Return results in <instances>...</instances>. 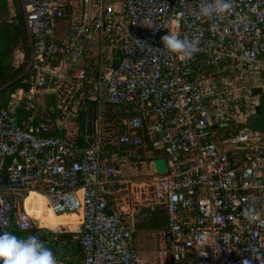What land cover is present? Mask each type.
Instances as JSON below:
<instances>
[{"label": "built area", "instance_id": "obj_1", "mask_svg": "<svg viewBox=\"0 0 264 264\" xmlns=\"http://www.w3.org/2000/svg\"><path fill=\"white\" fill-rule=\"evenodd\" d=\"M21 3L32 51L24 86L0 91V228H35V193L55 215L79 214L84 264H261L264 134L248 122L264 95V0H231L212 17L200 0ZM167 32L198 37L194 56L166 50ZM59 125L65 134L51 135ZM154 150L167 173L155 172ZM147 166L149 204L168 217L153 261L137 245L135 212L110 200L145 189L135 174Z\"/></svg>", "mask_w": 264, "mask_h": 264}, {"label": "trees", "instance_id": "obj_2", "mask_svg": "<svg viewBox=\"0 0 264 264\" xmlns=\"http://www.w3.org/2000/svg\"><path fill=\"white\" fill-rule=\"evenodd\" d=\"M6 1L7 0H0V10L2 8L6 9ZM20 1L21 0L18 2V8L16 9L14 18L4 20L2 19L3 16L0 15V89L3 98H5L9 92L24 86L22 85L25 78L24 73L31 58V39L26 28L25 15ZM16 2L17 0H15V3ZM17 51L23 52L24 55L23 61L18 65L14 62V55ZM24 120L25 118L21 117V122ZM51 135L58 136L59 134L53 131ZM78 142L83 145L86 143L80 139ZM150 155L154 160L165 157L164 152L160 150H154ZM30 212L34 219H41L42 224L43 218L49 219L51 215L49 212H43L42 216L39 206L30 209ZM79 219V216L68 218L67 222L62 224L60 219L53 218V223L57 230L58 226L62 224V231H73L72 228L73 226L75 229L77 228ZM135 220H137L135 227L136 233L138 231L159 233L166 228L168 217L165 209L147 208L140 210L137 215L135 214ZM58 240L62 243L72 245V256L80 257L79 260H81V262L83 261L82 263L84 264V253L79 240L77 243L74 241L73 234L62 233L58 235Z\"/></svg>", "mask_w": 264, "mask_h": 264}, {"label": "clouds", "instance_id": "obj_3", "mask_svg": "<svg viewBox=\"0 0 264 264\" xmlns=\"http://www.w3.org/2000/svg\"><path fill=\"white\" fill-rule=\"evenodd\" d=\"M231 7V0H200L199 14L204 17L220 16L229 12ZM161 42L166 50L191 59L197 51L199 38L181 39L175 32H167L161 37ZM242 215L249 222L257 219L256 209L251 205L244 208ZM0 264H57V259L39 236L21 238L0 228ZM244 264L250 262L245 260ZM261 264H264V259H261Z\"/></svg>", "mask_w": 264, "mask_h": 264}, {"label": "rangeland", "instance_id": "obj_4", "mask_svg": "<svg viewBox=\"0 0 264 264\" xmlns=\"http://www.w3.org/2000/svg\"><path fill=\"white\" fill-rule=\"evenodd\" d=\"M12 5L9 6L11 9V11L9 10V14L5 12V14L3 15L4 17H2V19H12L14 18L15 14H16V9L18 8V2L19 0H17V2L15 3V0H12ZM21 2V1H20ZM22 4V3H21ZM24 59V55L23 52L17 51L14 55V62L16 65L20 64ZM250 79L251 82H253L254 80H256L257 78V74H250ZM1 91V89H0ZM23 118V115H20ZM60 135H62V132L59 131ZM78 139V137H77ZM142 170L140 169V172L138 174H135V178L137 179L138 183L137 185H142L143 183H146L147 185L145 186V189H141L139 186H129L128 189L126 191H122L119 193H116L115 196H112L110 198L111 200V205L113 207V209L115 211H122V210H128L130 212H135V214L137 215L138 212H140V210L142 209H147V208H160L164 210L163 206L160 205H150V200L147 199V186L151 183L152 180L148 179L147 173L149 172V166H147L146 169H144L142 172ZM142 174V175H141ZM143 178L145 180H143ZM140 183V184H139ZM142 191V193H141ZM139 195V196H138ZM138 197V198H137ZM50 215V214H48ZM53 216L50 215L49 219L47 218H43V225L47 226L53 230H57L55 224L53 223ZM36 219V218H35ZM80 221V219H79ZM79 221L77 223V225L79 226ZM137 222V220H136ZM75 229L74 226L72 228L73 231H62V224H60L58 226V230L59 232L54 233V235L57 234L60 235L62 233H68V234H73V239L74 241L77 243L79 238H80V227ZM14 229V228H11ZM7 230V229H6ZM5 230V231H6ZM62 231V232H61ZM53 233V232H50ZM158 232H144V231H138L135 234L136 237V241H137V245L139 247V249H141V252H143V254H145V256L147 255L149 258H151V260L153 261L155 259V256L158 255L159 251H160V245H159V238H158ZM80 257H76V256H70L68 255L64 260L63 263L64 264H83L81 262V260H79Z\"/></svg>", "mask_w": 264, "mask_h": 264}, {"label": "water", "instance_id": "obj_5", "mask_svg": "<svg viewBox=\"0 0 264 264\" xmlns=\"http://www.w3.org/2000/svg\"><path fill=\"white\" fill-rule=\"evenodd\" d=\"M92 119H93V113L90 112V115L87 119H82L81 121V132L84 133L86 125H88V134L91 135V129H92ZM249 127L254 131L260 132L264 134V95H261L259 98V106L257 107V115L250 119L248 122ZM61 127V125H59ZM226 126V124H225ZM93 139L90 137L89 142H92ZM167 160L163 157L157 158L154 161V170L157 172V174H165L168 171L167 168ZM38 227L40 228V224H38ZM49 239L45 241V239H42L45 244L53 251L55 256L59 259H65L68 255L73 254V246L60 244L57 240H54L52 235H49ZM28 237V236H27Z\"/></svg>", "mask_w": 264, "mask_h": 264}, {"label": "crops", "instance_id": "obj_6", "mask_svg": "<svg viewBox=\"0 0 264 264\" xmlns=\"http://www.w3.org/2000/svg\"><path fill=\"white\" fill-rule=\"evenodd\" d=\"M12 0H7L6 1V9H1L0 10V15H4L5 14V12L6 13H8L9 14V10L11 11V9H9L10 7L9 6H11L12 5V2H11ZM4 17V16H3ZM5 20V19H4ZM6 20H9V19H6ZM26 115L25 114H23V118H25L26 119ZM82 121V120H81ZM87 126V128L85 127V130H84V133H82L81 132V134H80V136H78V139L77 140H82V141H85L86 143L85 144H87L88 142H89V138H90V136L91 135H89L88 134V130H89V128H88V125H86ZM62 127H60L59 126V129H56L54 132H58L59 133V131L60 132H62V135H58V137L59 136H63L64 134H65V131L64 130H60ZM86 129H87V132H86ZM92 130V129H91ZM90 130V131H91ZM87 133V134H86ZM91 133H92V131H91ZM116 195V194H115ZM114 195V196H115ZM42 213V212H41ZM40 213V214H41ZM74 214H77V213H74ZM65 215H68V216H71V215H73V214H64V215H59V217H61V216H65ZM77 215H79V214H77ZM36 223H37V226L35 227L36 229L35 230H37L39 233H43V234H49V235H52L53 236V238H54V240H57L60 244H65V245H68V246H70V244H66V243H62V242H60L59 240H58V236H57V234L56 235H54V233H57V232H59V231H57V230H53V229H51V228H49V227H47V226H44L42 223L40 224L39 222H41V219H36ZM39 221V222H38ZM81 222L79 221V224H80ZM38 224H40V228L38 227ZM80 227V225L78 226V228ZM50 232H53V233H50ZM62 232V231H61ZM66 232H68V231H66ZM142 254H143V252H142ZM73 255V254H72ZM72 255H70V256H72ZM143 256L149 261H151V258H149L147 255L145 256V254H143Z\"/></svg>", "mask_w": 264, "mask_h": 264}, {"label": "bare ground", "instance_id": "obj_7", "mask_svg": "<svg viewBox=\"0 0 264 264\" xmlns=\"http://www.w3.org/2000/svg\"><path fill=\"white\" fill-rule=\"evenodd\" d=\"M26 204L27 207L30 209L34 208L35 206H39L40 207V212H42V216H43V212H49L54 218L56 219H60L61 223H65L67 222L68 218H72V217H77L79 215L77 214H73L71 216L65 215V216H61L59 217L58 215H55L47 206H46V202L45 199L42 196H39L35 193L30 194L29 197H27L26 200ZM41 216V217H42ZM36 221V220H35ZM37 222V221H36ZM39 222V221H38ZM41 224V222H39Z\"/></svg>", "mask_w": 264, "mask_h": 264}, {"label": "flooded vegetation", "instance_id": "obj_8", "mask_svg": "<svg viewBox=\"0 0 264 264\" xmlns=\"http://www.w3.org/2000/svg\"><path fill=\"white\" fill-rule=\"evenodd\" d=\"M36 228L27 230V231H19V230H15V229H7L6 231H10L13 234L17 235L18 237L21 238H26L27 236L30 235H37L39 236L41 239H45V241H47L49 239V234H43V233H39L37 230H35ZM4 230V229H3Z\"/></svg>", "mask_w": 264, "mask_h": 264}]
</instances>
